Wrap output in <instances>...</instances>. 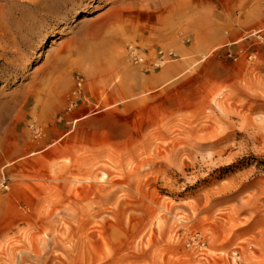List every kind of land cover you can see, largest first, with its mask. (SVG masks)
<instances>
[{
    "label": "rangeland",
    "instance_id": "374dc122",
    "mask_svg": "<svg viewBox=\"0 0 264 264\" xmlns=\"http://www.w3.org/2000/svg\"><path fill=\"white\" fill-rule=\"evenodd\" d=\"M27 2L0 47V264H264V0Z\"/></svg>",
    "mask_w": 264,
    "mask_h": 264
},
{
    "label": "bare ground",
    "instance_id": "6f19581e",
    "mask_svg": "<svg viewBox=\"0 0 264 264\" xmlns=\"http://www.w3.org/2000/svg\"><path fill=\"white\" fill-rule=\"evenodd\" d=\"M27 1H29V2H27ZM25 2L33 3V4H36V5H42L44 3V0H0V47L3 49L2 50L3 52L1 54V56L8 55L7 51L11 49V43H12V41L10 42V40H11L9 38L10 37V31H9V28H8L9 27L8 26V22H9V18H10L8 16H10V14L7 13L8 12L7 9H9V5L15 4V5H21L22 6V5L26 4ZM102 27L103 28H106V27L111 28V27H114V25L105 22V23L102 24ZM45 40H46V38L43 39L41 49H44V45L46 44ZM53 42H54V40L52 41V43ZM98 56H99L98 53L91 54L90 55V59L97 60ZM203 57L205 58L206 56H203ZM32 63H33V61L31 60L30 64H32ZM173 67H174V65L167 66L166 69L163 71V73L168 71V70L173 69ZM125 82L124 81L120 82L119 93H120V95L122 97L125 94V92L128 90V83H125ZM136 84H137L138 87L140 86L139 82L136 83ZM213 103L216 105V107L218 109H220L222 111V109L220 107V104H219V102L217 101L216 98L213 99ZM106 177H107L106 173H102V175L99 176L100 182H102V183L105 182Z\"/></svg>",
    "mask_w": 264,
    "mask_h": 264
},
{
    "label": "built area",
    "instance_id": "2783aa9c",
    "mask_svg": "<svg viewBox=\"0 0 264 264\" xmlns=\"http://www.w3.org/2000/svg\"><path fill=\"white\" fill-rule=\"evenodd\" d=\"M129 50L130 57L135 63L143 64L145 62V57L139 54L137 49L129 48ZM171 56V53L166 54L163 51H159L154 55L153 65H155V68L162 67V65L166 62L167 58H171ZM84 92V80L82 78H77L68 104L69 111H71L77 106L78 101L81 100L84 95ZM5 168V166L0 168V192L9 189L8 177L6 175ZM193 243H197L200 249L205 248V242L200 234H195L192 237L191 241L188 243V246H191V244Z\"/></svg>",
    "mask_w": 264,
    "mask_h": 264
},
{
    "label": "crops",
    "instance_id": "0c3cea01",
    "mask_svg": "<svg viewBox=\"0 0 264 264\" xmlns=\"http://www.w3.org/2000/svg\"><path fill=\"white\" fill-rule=\"evenodd\" d=\"M174 73V70H168L166 72H164V74L162 76H160L159 78H155L153 80H151L150 82H145L144 85H149L148 83L150 84H153L154 86L156 87H160L164 84V81L167 80L169 77H171Z\"/></svg>",
    "mask_w": 264,
    "mask_h": 264
}]
</instances>
